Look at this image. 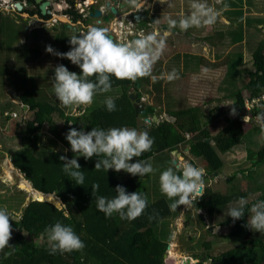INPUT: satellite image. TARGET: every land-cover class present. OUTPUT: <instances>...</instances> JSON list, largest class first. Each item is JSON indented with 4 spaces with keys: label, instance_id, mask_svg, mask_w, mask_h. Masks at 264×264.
<instances>
[{
    "label": "trees",
    "instance_id": "trees-1",
    "mask_svg": "<svg viewBox=\"0 0 264 264\" xmlns=\"http://www.w3.org/2000/svg\"><path fill=\"white\" fill-rule=\"evenodd\" d=\"M183 4L187 5V3L180 2L177 6L182 7ZM71 5L70 17L73 21L80 19L84 23L81 31H85L88 16L86 15V18H83V14L73 4ZM94 9L90 7L92 13ZM36 12L40 18L48 19L47 16L41 15L39 10ZM147 15V20H149L153 13L149 11ZM4 22L3 13L0 11V39L2 38L3 28L1 24L3 25ZM143 22L145 21H141L142 26H145ZM9 24L12 25V22H9ZM20 26L24 28L23 24ZM10 29L13 28L10 27ZM71 32L75 35L80 31L74 29ZM13 34L14 31H12ZM65 41L66 43L69 42ZM169 43L170 45L180 46L173 41ZM8 44L10 48H13L12 42ZM67 47L68 49L62 48L61 53L69 51L72 45ZM170 51L172 49L169 48L164 54L168 55ZM21 55L24 54L19 55V61H22L20 63L22 73L20 74L23 75L26 73L25 66L27 62L21 60ZM37 56L35 54V57ZM175 56L176 54L174 58H176ZM252 58L256 62L252 69L248 68L246 70L248 80L243 86L248 92L247 99H261L260 96L264 94V36L253 46ZM162 62V59L157 61L153 67V73L155 70L160 69L159 64ZM204 62H206V59ZM64 63L66 65L69 63L70 67L68 69L70 71L75 72L77 70L76 73L80 74L81 69L72 64L70 60L64 58ZM34 77L37 79L36 75L31 76V78L30 75L24 78L28 80V85L23 84L21 86L22 89L18 93V99L21 103L27 105L28 110L34 111L36 116L33 119L22 120L23 126L19 129L21 146L11 153V158L14 167L24 174L34 190L55 194L60 199L62 206L58 207L47 200H29L22 208L19 218L15 219L12 216L13 220H10L12 236L9 243L16 248V251L11 256H5V252L11 251V248L0 251V264H166L164 253L167 252L168 234L170 232L162 226L164 222L162 219L169 216V205L172 202L167 201L168 198L160 190L159 175L166 169L168 162L173 168L170 157H163V160L158 162L161 165H153L157 171L153 175L146 174L140 180L138 176L133 175L124 177L122 171L116 172L112 169L97 171L94 168L97 157L93 156L85 160L82 155H79L76 159L81 166V171L84 173L85 181L84 185H78L66 176L63 171L64 162L59 160L60 155L68 157V154L72 153L70 144L65 139L66 133L70 128L88 132L93 127L102 129L129 127L136 128L139 131H148L150 137L154 139L152 150L143 153L140 158L133 157L135 161L142 159L150 162V159L158 153L164 152L162 153L164 155L165 152H171L178 145L186 143L192 153L205 160L207 171L219 172L224 163L220 153L231 150L241 140L244 133L241 121L224 115L221 107L212 108L205 113L206 119L214 121L217 117H222L225 124L215 134H211L208 127L199 118L198 108L192 106L172 110V114L175 115L180 124L167 120L156 122L152 119L153 116L148 122L146 118L153 113L154 107L146 105L143 107L146 114L142 113V107L134 106V100L130 97V93H138L139 97L142 96L139 91V80L141 79L133 82L117 80L115 77H111L112 88L122 87L120 93L113 97L116 104L115 111L109 112L104 103L99 102L84 108L79 114H67L64 110L65 107L57 104L53 97L37 92ZM90 79L95 80V77ZM130 83L133 84L134 92L128 89ZM233 93L231 92L229 96ZM244 103L245 97L240 96L230 105V109L235 107V109H242L245 113ZM214 109H217V111H214ZM55 113L63 118L61 124L54 120ZM45 125H47V131L51 134L49 145L43 144L39 138V134L43 131ZM186 132L191 133V135L186 137ZM245 158L252 161L251 167L246 171H236L249 175L254 182H257L254 171L264 164V142L256 150L248 148ZM160 169L162 171H159ZM93 183H99L100 185L96 195H103L108 198L115 197V187L117 185L124 186L127 192H142L147 197L148 206L140 217L132 221L120 219L118 213L113 214L111 218H106L104 213L96 208V197L92 196L91 192ZM255 186L257 185L254 183L252 188ZM153 192H157L159 196L153 199L151 196ZM204 192L203 197L195 202L199 209L205 210L208 215L215 216L222 214L221 210L226 208L229 203L232 204L235 199L245 197L248 194L247 192L219 193L212 191L208 186L204 187ZM260 199L264 200V188ZM255 201H249L245 207V214L241 219L233 221L227 212L223 221L220 222L233 226L228 233L222 236L225 238L245 236L243 241L218 255L195 254L198 261L191 264H264V233H258L246 226L248 215H251L250 207ZM65 213H68L67 218ZM150 216L153 218L149 219ZM199 218L200 215L197 219L199 220ZM58 220L73 227L85 244L82 251L50 255L48 242H44L39 246L35 245L33 239L39 237L47 239L45 228ZM199 221L203 222L202 220ZM206 231L211 234L208 229ZM24 234L27 235V238ZM203 245L207 248L212 247L209 242H203ZM206 259H210V262H206Z\"/></svg>",
    "mask_w": 264,
    "mask_h": 264
},
{
    "label": "rangeland",
    "instance_id": "rangeland-1",
    "mask_svg": "<svg viewBox=\"0 0 264 264\" xmlns=\"http://www.w3.org/2000/svg\"><path fill=\"white\" fill-rule=\"evenodd\" d=\"M75 1L78 2L79 0ZM86 1L89 3L92 0ZM153 1L159 3V0H146L147 10H141L142 13L151 11ZM174 1L175 0H165L164 3H169L170 8L180 11L181 7L177 6L180 4V1L176 0V4ZM56 2L57 5H59L56 7H62L63 10L59 8L57 11L54 10L51 19L46 22L36 17L21 19L19 16L7 12V9L10 10V7L6 6L0 8L5 20L4 24H1L3 28L2 38L0 39V208H7L15 219L19 218V214L29 201V197H32V199L34 197L46 200L43 194L32 188L30 182L24 177V174L14 167L11 158V153L21 146L19 129L23 126L22 120L33 119L36 116L34 111L28 110L27 106L24 107V104L18 99V93L22 89L21 86H23V84L28 85V80L24 78L29 76L28 74H33L34 76L38 74L36 75L37 79L34 77L36 79L37 92L53 97L54 101L60 104L54 95L52 83L53 76L40 75L43 70L48 69L51 71L55 66L60 65L58 63L52 65L49 63L46 68L44 65H41L40 62L45 60L52 61L58 57L45 51L44 56L47 58L42 55L41 57L35 58V51L31 49V46H39L45 49L47 45H51L54 50L60 52L61 49H59V47L68 49L67 46H69L70 43H66L65 40H67V31H71L67 25L62 31L58 30L60 25L63 23L70 24L78 30H82L84 27L83 24L73 23L71 17L69 20L67 19L68 15H64L66 0H56ZM185 2L188 6L182 8V12L185 11L189 13V4L191 0H186ZM207 3L213 5L215 4V0H207ZM224 4L229 5V10L222 11L217 22L212 26L200 28L191 27L187 31L175 33L171 38H168L170 34H163V31L159 32L161 37H166V44H169L168 40H173V42H178L180 45H171L170 47L167 45L164 52H167V49L170 48L172 49V51L169 52L170 54L175 51L185 52V50H187V52L191 50L193 54L187 59L188 61L185 63L184 68L180 67L182 65L180 63L185 62L184 60L180 59L178 56L179 59H173L176 60L175 68H179L181 72V74L179 73V79L182 80H173L172 82L174 87H178V93L173 91L170 96L164 94V97L161 98L157 95L156 91L150 88V83L148 81L149 77L141 78V80H139V85L144 94L143 100L142 97L141 100L146 105L157 107L159 105L158 100H162L163 102H161L160 108L197 107V113L200 115L199 118L203 121L204 125L208 127L211 134H215L225 122L222 117H217L216 120L209 121L206 119L205 113L212 108L221 107L224 115L234 117L237 121H241L244 129L241 140L237 145L233 146L231 150L220 153L224 163L223 168H221L219 172L207 171L205 160L192 153L186 143L178 145L174 152H165L164 155H162L164 152L158 153L155 155V158L150 159V163L158 166L160 165L158 162H161V158L170 157L173 169L175 170L177 165H180L182 162H190L206 170V175L204 176L205 187L208 186L212 191L226 194L229 192H247L248 194L244 198L248 201L256 200L255 202H257L261 200L260 196H262L264 188V164L254 171L257 182H254L249 175H244L236 170H248L252 165V161L245 158L248 148H254V150H256L264 142V126L256 119L257 114L264 111V97L261 96V99H247L246 96L248 92L243 86L248 80L246 70L248 68L252 69L256 62L252 58L253 46L264 36V0H221V3L216 5V7L223 9ZM147 5H150V7H147ZM77 6L79 7L80 4H77ZM127 6L130 12L135 13L128 4ZM85 12H83L84 17H86L87 14ZM103 13L113 17L108 9H105ZM170 16L174 19L176 17V12ZM23 17H25V14H23ZM176 19L178 20L179 18ZM126 20H128V16L123 21V24L121 20H116L113 21L114 24L110 25L113 26L110 31L114 33L118 32L116 35L117 41L131 40L137 37V35L127 30ZM9 21L12 22V25L9 24ZM87 21V26L90 24L104 28L110 27L109 24H103V26L102 24L95 23V20L92 18H88ZM106 23L107 22H105V24ZM21 24L25 25V27L22 28V26H20ZM10 27L13 29H10ZM12 31H14L13 35ZM153 31L154 30L149 26L144 32L147 34ZM114 40L116 39L114 38ZM9 42H12L13 48L9 47ZM191 47H195V49ZM164 52L162 55H164ZM20 54H24L23 56L21 55V60L27 62L26 66L24 63L26 73L23 75L20 74L22 73L20 71V63H22V61H19ZM205 59L206 62H204ZM62 61L64 63V58H62ZM207 63H209V65H207ZM63 65L67 68L70 67L69 63V66L65 63ZM191 68L194 70L201 69L204 72L188 75ZM198 78H201V80H197ZM187 79L192 80V85L190 87L184 85ZM128 86V89L134 92L133 84L130 83ZM121 90V86L112 88L110 92L106 93L107 97L110 96L113 98L119 94ZM231 92L234 93L229 96ZM104 94H97L94 97L92 105L99 103L103 99ZM174 94H184V96L179 98L173 96ZM240 96L245 97L244 107L246 108V112L243 113L242 109H236V114L233 115L231 114L230 105ZM87 107L80 106L75 110L65 107L64 110L67 114H79ZM214 111H217V109H214ZM142 113L146 114L145 111ZM164 113L165 117L162 116L159 120L165 119L169 121L170 117L167 112ZM147 118L149 122L151 120V114ZM54 120L58 124L63 122V118L58 116L57 113L54 114ZM154 121L158 122L157 119ZM174 121L175 119H173V122ZM190 135L191 133L189 132L185 133L186 137ZM50 136L51 134L47 131V125H45L43 131L39 134V138L42 140L43 144L49 145L51 143L49 140ZM78 156L79 153L72 152L68 154L69 159L73 157L77 158ZM129 162L133 163L136 161L132 158ZM169 163L170 162L167 163L166 168L171 167ZM121 171L124 173V177L131 175L123 170ZM159 171H162V169ZM144 176H138V179L141 180ZM254 183L257 186L252 188ZM56 197L57 196L53 194V197L51 199L49 198V201H53V204L61 207L62 203L60 199ZM238 199L232 201V204L229 203L226 208L221 210L222 214L220 213L216 216L208 215L203 209H189L188 207H191L190 205H178L176 212L174 211L171 216L162 219L164 220L162 226L170 232V234H168L169 246L166 253L175 260L178 258H190L191 263H194L197 261L195 254L218 255L243 241L245 236L240 238H225L222 236L228 233L233 226H231V224L220 223L223 221L229 208L234 206ZM169 201L172 203L174 202V200ZM200 214H202L203 218L200 217L199 220L203 219V222L197 219ZM207 227L211 228V230L208 228L211 234L206 231ZM24 235L27 238V235ZM33 240L37 246L42 245L44 242H48L47 239L43 237ZM203 242H209L212 247H205ZM206 262H210V259H206ZM181 264L183 263L181 262Z\"/></svg>",
    "mask_w": 264,
    "mask_h": 264
},
{
    "label": "clouds",
    "instance_id": "clouds-1",
    "mask_svg": "<svg viewBox=\"0 0 264 264\" xmlns=\"http://www.w3.org/2000/svg\"><path fill=\"white\" fill-rule=\"evenodd\" d=\"M115 1L117 2L116 6L120 3L124 6L116 7L117 13L112 14V18L110 15V18L112 20L115 18V21L121 19L123 24L128 16L126 28L129 32L137 35L135 39L117 41L116 35L118 32L114 33L109 28L89 25L85 31L69 38L72 47L67 52H58L51 45L45 47L46 52L60 58H67L72 64L81 69L80 74H77L70 71L63 64L54 67L52 78L54 95L64 107L75 110L80 106H91L97 94L111 91V77L133 82L150 77L153 83L158 79H165L168 82L179 79V72L176 69L163 73L159 77L152 74L153 67L162 56L167 44L166 37H161L159 31L147 34L144 32L149 27L146 24L148 21L147 11L143 13L141 11L147 10L146 0ZM159 2L162 4L165 0H159ZM220 3L221 0H215L213 5L208 4L207 0H191L188 14H179L178 20L173 19L170 15L165 17L167 27L168 29L179 27L181 31H187L191 27L212 26L217 22L222 11L229 10L228 4H224L223 9L216 7ZM127 4L135 13L130 12ZM147 7H150V5H147ZM96 9L100 10V8ZM104 15L102 12L97 18L91 15L90 17L98 24L105 25L102 22ZM67 19L70 20L68 17ZM112 20L106 24H110ZM142 20L145 21L143 22L145 26H142ZM66 25L71 28L70 30L76 29L70 24ZM92 77H95V80L90 79ZM141 97L143 100V96ZM141 97L139 98L141 99ZM103 103L109 112L116 110L114 98L109 96ZM231 114H236L235 107L231 108ZM256 119L264 126V111L259 112ZM65 139L69 142L71 151L79 153L85 160L93 156L97 157L94 165L97 171L101 169L105 171L112 169L116 172L123 170L128 174L139 177L154 174L157 171L146 160L137 159L136 162H129L133 157L140 158L143 153L152 150L154 139L150 137L148 131H139L136 128L129 127H112L108 129L93 127L91 131L84 132L76 128H70L65 135ZM59 160L64 162L63 171L66 176L74 180L76 184L84 185L85 176L77 159L75 157L69 159L65 155H60ZM205 175L206 170L203 167H197L190 162H182L177 165L175 170L172 167L163 170L159 175L160 190L169 200H174L169 207L176 210L178 205H190L189 209H199L192 202L202 198L205 193ZM99 188V183H93L91 192L92 196L96 197L97 210L104 213L106 218H111L113 214L118 213L120 219L132 221L140 217L148 206L147 197L142 192H127L124 186L117 185L115 187V197L108 198L103 195H96ZM248 203L249 201L246 198L240 197L235 205L229 208L228 216L233 221L241 219L245 214V207ZM250 213L246 226L258 233H264V200L253 203L250 207ZM201 216L202 214H200ZM65 217H68V213H65ZM152 218L149 217V219ZM10 220L13 219L8 209L0 208V251L11 248V251L5 252V256H11L16 251V248L9 243L12 236ZM208 228L211 230L210 227ZM44 231L47 234L50 255L82 251L85 247L84 242L76 234L73 227L63 224L59 220L46 227ZM196 259L198 261V258Z\"/></svg>",
    "mask_w": 264,
    "mask_h": 264
},
{
    "label": "crops",
    "instance_id": "crops-1",
    "mask_svg": "<svg viewBox=\"0 0 264 264\" xmlns=\"http://www.w3.org/2000/svg\"><path fill=\"white\" fill-rule=\"evenodd\" d=\"M179 1L186 3L185 2L186 0H179ZM174 3L175 4L177 3L176 0L174 1ZM170 4H171V1H170ZM186 6H188V5L183 4V7H181V10L179 11V10H175V9L170 8L169 7V3H162L161 4L160 2L158 3V2L153 1L152 2V6H151V12L153 13V16H151L150 18H154V22L151 25H149L150 28L153 29L154 31H159V32L160 31H163V34H170L168 38H171L177 32H181V30L179 29V27H177L176 29H168L167 22L165 21V17L166 16H169V15L175 13V12H176V17L174 19L179 18L178 13L179 14H181V13L188 14L185 11L182 12V8H185ZM116 7H118V6L115 5V8ZM7 12H9L10 14H14L16 16V14L13 11H7ZM111 18H110V20H112ZM119 20H121V19H119ZM113 21H115V18L112 20V22L109 24V26L111 24H114ZM9 22H11V21H9ZM94 22L97 23V21H94ZM64 24H66V23H64ZM105 25H107V24H105ZM64 26L65 25H60V28H62V29L59 28L58 30H61L62 31L64 29ZM24 27H25V25H24ZM108 28L109 29H112L113 26H110ZM69 29H71V28H69ZM67 32H68L67 33V41H69V38L71 37V34H72V36L74 34L71 31H67ZM168 41L171 42L173 40H168ZM61 43H62V40H61ZM176 43H178V42H176ZM190 45H191V43H190ZM170 46L171 45L169 43V47ZM191 48L192 49H195V47H191ZM31 49H33L35 51V54L38 55L37 58L38 57H41V55L42 56L45 55V49L44 48H41L39 46L38 47L31 46ZM59 49H61V51H62V48L61 47H59ZM175 54H176L175 57L177 59L180 58V59H182V60L185 61V62H181L180 63V64H182L180 66L181 68H184L185 67V63H187V61H188L187 59L190 57V55L191 56L193 55L191 50H189V52H187V50H185V52L175 51V52H172L171 54L168 53V55L167 54L166 55L164 54V55H162L160 57V59H162V61H163L162 63L159 64L160 65V69L155 70L154 73H153V75L159 77L161 74L171 72L173 69H176L181 74L179 68H175V61L176 60H173V59H175L174 58V55ZM44 57L47 58L46 56H44ZM49 63H51V65L52 64H57V63L58 64H64L63 61H62V58H60V57L56 58L55 60L53 59L52 61L45 60L43 62H40V64L41 65H44L46 68H47V66H48ZM53 72H54V69H52L51 71H49L48 69H46V70H43V72H41L40 75L41 76L49 75V76L52 77L53 76ZM199 72H204V71L201 70V69L194 70L193 68H191L189 70V72H188V75L189 74L192 75L194 73H199ZM28 75L33 76V74H28ZM36 75H38V74H36ZM186 77H187V75H186ZM176 80H178V81L180 80L181 81L182 79H176ZM197 80H201V78H198ZM148 81L151 84V85L149 84L150 85V88L152 90L156 91L157 95L160 96L161 98L164 97V94L167 95V96H170L171 95V92H173V91H175L176 93H178V87H174V84H172L173 81L168 82L165 79H158L155 83H153L150 77L148 78ZM184 85L185 86L188 85L190 87L192 85V80L187 79V82H184ZM139 91L141 92L142 96H144V94L142 93V89H141V86L140 85H139ZM173 96L180 98V97L184 96V94H174ZM106 98H107V94L105 93L104 96H103V99L100 101V103H102ZM161 102H163V101L162 100H160V101L158 100V104L159 105L157 107H154L153 106L154 107V111L151 114V116H156L157 117V121H158L162 116L165 117V113L164 112H167L168 116L170 117V120H169L170 122H173V119H175L174 122L177 123V124H180V122L178 121V119L175 118V115L172 114V110H178V109H181V108H178V107H174L172 109H170L168 107H162V108H160V104H162ZM145 106H146V104L144 103V107ZM24 107H25V105H24ZM152 119H153V117H152ZM162 120H165V119H162ZM172 151H174V150H172ZM152 158H155V156H153ZM160 160L162 161L163 158H161ZM174 163H175V161H174ZM151 196L154 199V198H156L159 195L157 194V192H153V193H151ZM167 201H169V200H167ZM181 208H183V207H181ZM174 211L176 212V210H172L170 208V214H169V216H171L172 215V212H174ZM179 213H180V210H179Z\"/></svg>",
    "mask_w": 264,
    "mask_h": 264
},
{
    "label": "flooded vegetation",
    "instance_id": "flooded-vegetation-1",
    "mask_svg": "<svg viewBox=\"0 0 264 264\" xmlns=\"http://www.w3.org/2000/svg\"><path fill=\"white\" fill-rule=\"evenodd\" d=\"M72 1H74V3H72ZM17 2H19L21 4V10L20 11H18L14 6V4ZM44 2H49V4L46 6V11H48V13L43 15V16H47L48 19L44 20L41 18L43 21L46 22V21L50 20L51 17L53 16L52 13L55 10L54 4L56 6H59V5H57L56 0H0V8L6 7V6L10 7V10L7 9V11H13L16 14V16H19L21 19H24V18L30 19V18H34V17H37L38 19H40L36 11L39 10V12H41L40 6ZM84 2H85V4H84ZM106 3H107V0H92L89 3H87L86 0H79L78 2H76L75 0H66V7H64L66 14L64 13V15H68V18H70L69 11L72 7L71 4H73V6L78 9V11H79V9L81 10L83 16H84L83 12L86 11L85 13H87L86 15L88 16V18H91L90 15L92 12L90 10V7H93L95 9L100 8L101 13H102V12H104L105 9L110 10V7H106ZM77 4H80V6H79L80 8L77 6ZM58 8L60 10H63L62 7H58ZM23 14H25V17H23ZM83 18H86V17H83ZM145 19H146V17H145ZM71 20H72V18H71ZM148 21L146 22V24L151 25L154 22V18H149ZM73 22L76 24L77 23L78 24H84L80 19L75 20ZM76 30L80 31L78 29H76Z\"/></svg>",
    "mask_w": 264,
    "mask_h": 264
},
{
    "label": "water",
    "instance_id": "water-1",
    "mask_svg": "<svg viewBox=\"0 0 264 264\" xmlns=\"http://www.w3.org/2000/svg\"><path fill=\"white\" fill-rule=\"evenodd\" d=\"M111 3H112V5H111ZM49 4V2H44V3H42V5L40 6V13L42 14V15H44V14H46V13H48V11H46V6ZM117 4V2L115 1V0H107V3H106V7H110V12L113 14V15H115L116 13H117V10H116V8H115V5ZM122 6H124L122 3H120L119 5H118V7H122ZM15 7H16V9L17 10H20L21 9V4L19 3V2H17V4L15 5ZM54 9L57 11L58 10V8L56 7V5L54 4ZM101 15V11L100 10H98V9H96V10H94V12L93 13H91V16H93V17H95V18H97V17H99ZM136 16H138V15H136ZM137 18V17H136ZM138 19V18H137ZM101 21L99 20V23H100ZM102 22H110V15H104L103 17H102ZM111 33V32H110ZM111 35H112V37H113V34L111 33ZM130 97L134 100V106H137V107H144V102L139 98V96H138V94L137 93H130ZM141 111L142 112H144V109L142 108L141 109ZM153 119L154 120H156L157 119V117L156 116H153ZM148 120V119H147ZM41 194H44V193H42V192H40ZM33 199H37V200H45V199H39V198H33ZM32 199V197H29V200H33ZM46 200L47 201H49V199H47L46 198ZM194 205H195V207L197 206L196 205V203H195V201H193L192 202ZM202 217V216H201ZM203 218V217H202ZM169 246V245H168ZM164 260H165V263L166 264H181V262L183 263V264H191V260H190V258H184V259H182V258H178V259H173L171 256H169L166 252L164 253Z\"/></svg>",
    "mask_w": 264,
    "mask_h": 264
},
{
    "label": "bare ground",
    "instance_id": "bare-ground-1",
    "mask_svg": "<svg viewBox=\"0 0 264 264\" xmlns=\"http://www.w3.org/2000/svg\"><path fill=\"white\" fill-rule=\"evenodd\" d=\"M43 195H44L46 198H48V199H49V198L51 199V198L53 197V193H44ZM33 198H34V197H33ZM56 198H57V197H56ZM52 202H53V201H52ZM52 202H51V203H52ZM178 254H179V253H178ZM175 255H176V254H175Z\"/></svg>",
    "mask_w": 264,
    "mask_h": 264
},
{
    "label": "built area",
    "instance_id": "built-area-1",
    "mask_svg": "<svg viewBox=\"0 0 264 264\" xmlns=\"http://www.w3.org/2000/svg\"><path fill=\"white\" fill-rule=\"evenodd\" d=\"M262 97H264V94L261 95ZM254 101V100H253Z\"/></svg>",
    "mask_w": 264,
    "mask_h": 264
}]
</instances>
